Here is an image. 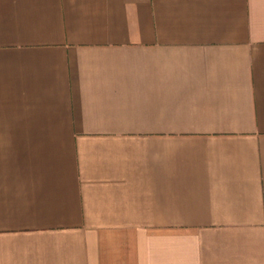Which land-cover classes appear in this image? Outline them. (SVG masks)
Returning a JSON list of instances; mask_svg holds the SVG:
<instances>
[{
	"label": "crops",
	"instance_id": "1",
	"mask_svg": "<svg viewBox=\"0 0 264 264\" xmlns=\"http://www.w3.org/2000/svg\"><path fill=\"white\" fill-rule=\"evenodd\" d=\"M0 264H264V0H0Z\"/></svg>",
	"mask_w": 264,
	"mask_h": 264
}]
</instances>
